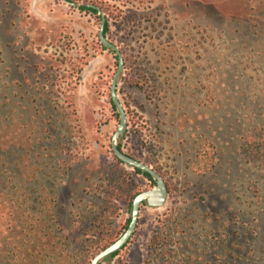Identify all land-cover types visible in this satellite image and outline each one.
<instances>
[{"label":"rangeland","instance_id":"rangeland-1","mask_svg":"<svg viewBox=\"0 0 264 264\" xmlns=\"http://www.w3.org/2000/svg\"><path fill=\"white\" fill-rule=\"evenodd\" d=\"M73 4L0 0V264H91L125 233L131 196L156 186L111 149L118 59L103 16L124 60L117 145L168 197L143 204L100 264H264V163L248 141L264 134V0Z\"/></svg>","mask_w":264,"mask_h":264},{"label":"water","instance_id":"water-1","mask_svg":"<svg viewBox=\"0 0 264 264\" xmlns=\"http://www.w3.org/2000/svg\"><path fill=\"white\" fill-rule=\"evenodd\" d=\"M66 2V1H64ZM68 5L75 6L74 4H70L66 2ZM106 26V18L103 16L99 31V40L103 46L112 50L118 59V69L114 76L112 86H111V101L115 108L118 110L120 115V124L115 132L112 141H111V149L112 152L121 163L127 165L130 168L135 170H139L141 172L147 173L150 175L156 183V186L149 191L143 192L136 196L132 202L131 206V221L127 231L113 244L99 252L91 261V264H100L103 261H108L111 257L117 253H119L125 246L130 242L132 236L134 235L138 221L139 214L143 204H146L150 208L161 209L165 206L167 197H168V189L165 184L163 178L154 171L150 166L143 164L140 161L133 159L132 157L123 153L122 150L118 148L117 141L120 137H122L127 129V118L124 112V109L119 101L117 94V84L119 77L124 68V60L120 50L111 42L108 41L106 35L104 33Z\"/></svg>","mask_w":264,"mask_h":264},{"label":"trees","instance_id":"trees-1","mask_svg":"<svg viewBox=\"0 0 264 264\" xmlns=\"http://www.w3.org/2000/svg\"><path fill=\"white\" fill-rule=\"evenodd\" d=\"M64 1H66L68 3H71V4L76 2V0H64ZM79 9H80L81 12H85L87 14H95L96 15V14H100V12H101L99 10V8L97 6H94V5H81V6H79ZM102 11H103V9H102ZM108 32H109V24H108V22H106V26H105V30H104L105 35ZM248 141H249V146H250V151H251L252 157L255 160H258L259 162L264 163V134L252 133V134H250ZM118 148L120 149L119 146H118ZM116 160L119 163H121L117 158H116ZM136 173L138 175H143V177L145 179H147L148 181H151V182L153 181V178L150 175H148L147 173L141 172L139 170H136ZM116 190H118V189H115V191ZM119 191L121 193H124V195L130 194L131 186L130 185H126V186L123 185V187L119 188ZM139 194L140 193L135 194V196L132 194L133 196H131V197L135 198ZM104 221H105V219H104ZM129 224H130V220L127 221L126 230H127L128 226H129ZM32 246H33V248L31 250V252H29L32 257L33 256L35 257V255L42 256L44 254V244H42V243H40L38 245L33 244ZM108 246H110V244L107 245L105 248H107ZM105 248H103V250ZM117 255H118V253L113 255L111 258H114ZM208 256H209L208 253H204L203 256H201L202 259L204 260L201 264H230L229 262H226L224 260L220 261L218 259V256H214L213 258H208ZM194 264H199L196 259H194Z\"/></svg>","mask_w":264,"mask_h":264},{"label":"flooded vegetation","instance_id":"flooded-vegetation-1","mask_svg":"<svg viewBox=\"0 0 264 264\" xmlns=\"http://www.w3.org/2000/svg\"><path fill=\"white\" fill-rule=\"evenodd\" d=\"M130 221H131V218H130ZM128 227H129V226H128ZM127 229H128V228H127ZM126 231H127V230H126ZM126 231H125V232H126Z\"/></svg>","mask_w":264,"mask_h":264}]
</instances>
